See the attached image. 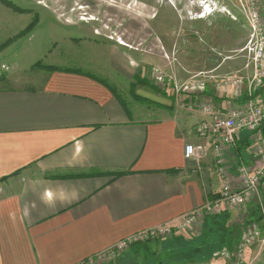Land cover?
Instances as JSON below:
<instances>
[{"label": "crops", "instance_id": "crops-1", "mask_svg": "<svg viewBox=\"0 0 264 264\" xmlns=\"http://www.w3.org/2000/svg\"><path fill=\"white\" fill-rule=\"evenodd\" d=\"M229 1L202 0L216 7L213 14L181 21L184 35L189 27L183 24H192V37L177 41L180 60L194 61L203 45L218 44L215 26L206 39L196 36L203 24L228 19L219 7L245 22L237 0ZM247 40L239 37L222 45L228 51L237 46L238 52ZM212 58V70L196 72L190 80L204 87L192 90L188 85L177 92L181 98L160 88H130L120 95L102 78L77 68L43 67L22 78L3 77L0 264H84L143 231L178 221L219 195L223 179L207 110L222 115L241 111L246 87L226 95L216 86L226 76L245 75L248 69L244 54L230 64L234 73L224 71L226 62L216 65ZM180 80L185 82L183 75ZM188 145L203 148L200 160L185 157ZM224 159L229 183L240 188L239 167L252 169L258 162L252 134L241 132L235 146L224 148ZM261 192L264 201V180ZM254 206L258 204L250 202L208 216L192 232L174 237L194 243L205 233L209 217L223 213L246 226L253 222ZM246 248V264L263 257L264 229L262 238ZM224 250L229 249L218 251ZM216 258L197 264H215Z\"/></svg>", "mask_w": 264, "mask_h": 264}, {"label": "rangeland", "instance_id": "rangeland-1", "mask_svg": "<svg viewBox=\"0 0 264 264\" xmlns=\"http://www.w3.org/2000/svg\"><path fill=\"white\" fill-rule=\"evenodd\" d=\"M205 3L202 0H0V80L22 78L43 67L77 68L102 78L120 95H126L130 88L131 91L160 88L181 98L177 92L192 86L190 80L196 72L212 70L213 56L216 65L226 62L224 71L233 72L230 64L241 58L242 49L235 52V46L231 51L224 50L222 43L233 44L239 37L243 42L250 37L248 24L241 21L240 15L219 7L228 19L218 24H201L204 28L196 36L206 39L208 30L215 26L218 44L203 45L204 51L196 54L194 61L180 60L177 41L181 36L192 37V24H183L189 27L185 35L178 25L182 20L191 22L197 18ZM259 5L264 22V0H259ZM227 20L233 24H227ZM181 75L185 82L180 80ZM159 76L163 77L162 82L158 81ZM169 239L141 242L160 246V241ZM133 243L86 264L130 263L133 259L129 250ZM246 251L247 248L240 253L237 246L229 259L216 253L212 259L217 257L215 264H230L229 261L246 264ZM234 259L237 260L233 262ZM253 260L251 264H264V255Z\"/></svg>", "mask_w": 264, "mask_h": 264}, {"label": "built area", "instance_id": "built-area-1", "mask_svg": "<svg viewBox=\"0 0 264 264\" xmlns=\"http://www.w3.org/2000/svg\"><path fill=\"white\" fill-rule=\"evenodd\" d=\"M238 4L250 31V37L241 50V53L246 55L247 63L245 68L248 71L245 75L226 76L217 82L216 88L218 91L229 95L239 94L238 90L245 86L247 97L245 107L231 115H222L210 109L207 110V113L212 116L213 152L218 172L223 179L222 190L216 197L208 199L201 208L186 214L179 218L178 221L143 231L133 239L121 242L116 247L117 249L128 247L133 242L153 241L159 238L168 239L175 236L178 232H192L197 224L208 216L227 210L241 209L250 202L258 204L263 217V225L255 224L244 232L238 247L239 252L241 253L243 249L254 245L262 238V228H264V201L261 192L264 180V137L262 134L264 103L261 98L254 97V95L264 85V22L259 11V0H238ZM206 12L207 15L213 14L214 8L204 5L199 16L204 17ZM155 72L160 73L159 70ZM158 81L162 82L163 77L159 76ZM203 87V82H195L190 89L200 90ZM243 131L252 134L254 154L258 162L256 167L252 169L248 166L239 167L238 173L241 186L240 188H235L229 183L226 176L227 164L224 159V148L226 146H235ZM202 153V147L195 148L192 145H188L185 149V157L188 159L200 160ZM230 253L229 250H224L218 256L229 259ZM101 258L102 256L96 259L99 260ZM92 260L88 261V263H91Z\"/></svg>", "mask_w": 264, "mask_h": 264}, {"label": "trees", "instance_id": "trees-1", "mask_svg": "<svg viewBox=\"0 0 264 264\" xmlns=\"http://www.w3.org/2000/svg\"><path fill=\"white\" fill-rule=\"evenodd\" d=\"M56 71L57 68H47ZM1 81V80H0ZM103 82V81H102ZM109 87L106 81L103 82ZM115 92L114 87H109ZM254 97L264 100V85L255 92ZM262 134L264 137V123L262 126ZM253 222L246 226L235 224L231 221L228 213L209 217V221L205 225L204 234L194 243L184 242L177 237L169 240L160 241V246H153L150 243L136 242L130 247L129 253L133 261L125 264H187V262H205L212 259L214 254H219V249L227 248L234 251L241 243L243 235V227L247 230L253 226V223L262 225L263 217L259 206L253 207ZM244 228V229H245ZM264 229V228H262ZM130 261V259H129ZM124 264V263H119Z\"/></svg>", "mask_w": 264, "mask_h": 264}]
</instances>
